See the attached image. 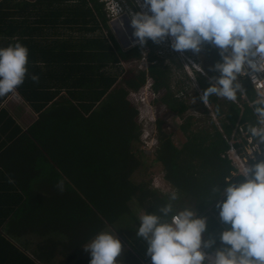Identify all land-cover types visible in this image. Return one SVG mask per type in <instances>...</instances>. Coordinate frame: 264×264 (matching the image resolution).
Here are the masks:
<instances>
[{
	"label": "trees",
	"instance_id": "obj_1",
	"mask_svg": "<svg viewBox=\"0 0 264 264\" xmlns=\"http://www.w3.org/2000/svg\"><path fill=\"white\" fill-rule=\"evenodd\" d=\"M104 4L0 0V48L17 42L28 48L29 75L16 91L37 114L23 129L0 108V264H90V253L77 251L106 228L122 242L118 264H152L147 242L128 240L117 226L126 216L140 226L137 211L158 214L169 202L174 212L190 208L207 219L203 239L216 241L212 252L224 247L220 236L231 226L218 218L221 199L212 191L217 185L223 190L228 186L224 178L232 177L223 133L229 136L238 125L255 124L254 109L239 92L237 102L211 96L210 111L222 132L216 126L195 129V116L186 115L179 128L193 133L180 146L156 119L152 161L160 164L178 199L170 201L172 192L136 182L133 175L143 164L136 149L141 125L128 92L149 77L167 110L182 117L190 106L171 85L172 65L183 71L179 59L164 62L157 44L149 39L141 47L133 35L125 43L119 37L124 47L135 44L123 49ZM201 52L211 66L205 70L210 80L219 76L211 71L218 62L215 48L206 43ZM143 57L146 68L120 67ZM33 74L38 83L31 80ZM196 74L202 91L211 86L207 77ZM243 88L250 102L256 99L249 82ZM10 95L0 97V105ZM61 180L63 192L56 187ZM241 180L232 177L233 183Z\"/></svg>",
	"mask_w": 264,
	"mask_h": 264
},
{
	"label": "clouds",
	"instance_id": "obj_2",
	"mask_svg": "<svg viewBox=\"0 0 264 264\" xmlns=\"http://www.w3.org/2000/svg\"><path fill=\"white\" fill-rule=\"evenodd\" d=\"M103 1L108 12L111 4H121L124 10L129 7L125 0ZM138 6L147 9L130 13L133 37L141 47L149 39L161 44L171 37V47L177 52L200 53L206 43L220 50L222 62L211 69L220 75L213 76L211 86L202 93L205 105L211 96L236 101L237 93L244 92L238 81L241 76L251 74L253 83L264 88V80L255 75L264 73V0H143ZM28 64L29 50L21 43L0 48V97L15 94L29 75ZM31 80L38 83L39 76L33 74ZM250 106L256 122L247 125L249 139L262 145L264 94H258ZM155 122L156 118L150 125L153 138ZM243 177L245 182L239 184L225 177L227 187L212 189L221 199L216 207L222 223L231 226L221 234L224 247L214 255L204 251L216 241L203 239L207 219L199 218L197 211L185 208L174 212L169 202L157 209L158 214L141 215L136 234L147 242L152 264H264V160L249 165ZM56 187L63 192L64 182L59 181ZM177 199L173 191L170 201ZM84 250L90 253V264H118L123 245L117 235L103 231L84 245Z\"/></svg>",
	"mask_w": 264,
	"mask_h": 264
},
{
	"label": "rangeland",
	"instance_id": "obj_3",
	"mask_svg": "<svg viewBox=\"0 0 264 264\" xmlns=\"http://www.w3.org/2000/svg\"><path fill=\"white\" fill-rule=\"evenodd\" d=\"M103 1V0H102ZM131 4H129L128 9L126 8L123 10L122 14L120 16L124 17V20L126 22L127 18H129V22L131 24V15L132 12H141V11H147V9L141 8L138 6L139 4H143V0H131ZM105 10L106 15L108 16V24L111 29V32L115 36L117 42L123 49H127L131 46L124 47L122 45V42L119 40H123L125 43V38H128L127 31L125 30H119L118 26H120L118 21V14H115V12L110 13L108 12V9H106L107 4L105 1ZM150 14V13H149ZM127 17V18H126ZM117 21L115 22L116 19ZM114 19V20H113ZM113 21V22H112ZM127 23V22H126ZM117 25V26H116ZM129 27V26H128ZM130 29V28H129ZM133 32L132 30H130ZM172 43V38L168 37L164 44L158 45L157 53L164 59V62H168L171 58L176 59V51L168 47L167 44ZM171 46V45H170ZM182 61H185L186 58L194 59L196 62L199 63L203 71L209 69L210 64L206 61V55H204L202 52L200 53H194L191 50H187L182 52V55H180ZM180 61V60H179ZM147 62V61H146ZM181 63V61H180ZM145 67V64L143 61L139 60H132V61H126L120 64V67L127 70H135ZM173 73H172V80L171 85L172 89L174 91H177L180 94V91H182V94H180L181 98L187 103H189L190 109L187 110V113L191 116H198L195 117L196 123L194 124L193 128L197 129V127L202 126L204 129H210L211 127L215 126V122H213L212 118H209L211 116L210 110L204 107L202 104L203 101L201 100V92L202 91L201 86L192 79L193 77H196V72L193 71V75L186 74L184 71L176 68V66L173 64ZM143 98L150 103V111L151 117H156V119H159L163 123V128L171 134V137L174 141V144L176 146H180L182 142H184L187 138L190 137L191 133L187 130H183L179 128V124L181 123L180 118L177 116L176 112L167 110L164 105H162L158 99L160 94H154L151 92V90L147 87H144L142 90ZM209 103V102H208ZM210 105V104H209ZM193 113V114H190ZM198 118H200V122H198ZM138 121V118H137ZM192 131V130H191ZM155 146H151V144H144L142 143L141 139L138 143H136V149L138 151L142 152V160L143 164L142 166L134 173L133 179L136 182H144L149 183V186L152 188H157L162 193H171L172 188L171 186L163 179V172L161 169V166L157 162H153V150ZM239 184V183H238ZM135 210V207H134ZM144 213L141 211H137L138 218L143 215ZM220 219V216L218 217ZM119 230L124 234V236H127L128 240H131L133 238H137L136 231H138V227L136 223L131 219V217L126 216L123 218L119 223L118 226ZM107 232H110L113 235H116V231H111L106 228ZM141 239V238H140ZM133 241V240H132ZM133 244V242H132ZM141 244H145L143 241ZM86 245V244H85ZM205 252H207L209 255H214L215 252H212L210 249H204ZM77 255H86L88 252L84 250L83 247L77 251ZM62 264H68V263H62Z\"/></svg>",
	"mask_w": 264,
	"mask_h": 264
},
{
	"label": "built area",
	"instance_id": "obj_4",
	"mask_svg": "<svg viewBox=\"0 0 264 264\" xmlns=\"http://www.w3.org/2000/svg\"><path fill=\"white\" fill-rule=\"evenodd\" d=\"M124 8H122L121 4H114L109 6V12L115 14H122ZM165 42H162L159 45L164 44ZM169 48H171V44H167ZM213 46V45H212ZM218 54V62H222V58L219 54L220 50L213 46ZM182 55V52H177L176 51V58H178L181 61V66L183 71L186 74L193 75V71L200 73L201 75L206 76L205 72L201 68L198 62H196L194 59L191 58H186L185 61H182L180 58ZM132 61V60H131ZM141 61L144 62L145 67L147 66L146 58L143 57ZM123 63V62H121ZM142 68V66H140ZM258 79L264 80V73H257L255 74ZM209 80L210 78L207 77ZM198 85L196 77L192 78ZM239 83L243 87V83L245 81L249 82L251 87L254 89L255 94H256V99L258 98V94H264V88H259L257 87L251 78V74L249 76H241L238 78ZM152 83L151 78H147L144 86L139 88L138 90H130L128 92V99L132 103V105L136 108L138 112V124L141 125V134H140V139L142 143L148 145L151 144V146H155L157 144L156 138H153L150 136V125H151V120L154 121L156 117H151V114L149 113V109L146 108V105L148 102L143 98L142 95V90L144 87L150 88ZM244 89V88H243ZM153 95L156 94L152 92ZM202 95V92H201ZM241 99L246 100L249 104L251 102L247 99L246 92L244 90L243 94H241ZM237 102V101H234ZM204 107L210 110V105L208 104H202ZM187 108V110H189ZM187 110L183 113L182 117L177 115L180 118V121L182 122L183 116L189 115L187 113ZM193 114V113H190ZM212 118L213 122H215V126L217 129L222 132V128L220 127V124L218 123L215 115L213 114L212 111L209 113ZM198 117V116H195ZM200 118H198V122H200ZM250 134L247 132V128H244L243 125H238L236 128L233 129V131L230 133V135H226L223 133V138L226 140L227 143V150L225 152V155L227 158L230 160L231 166H232V171H231V176L233 178L237 176H241L244 180L243 177V171L249 166V165H254L255 163H258L262 160H264V144L258 145L257 141L255 140H250L249 139ZM233 173H237L239 175H233ZM231 177V178H232ZM243 180H241L239 183H243Z\"/></svg>",
	"mask_w": 264,
	"mask_h": 264
},
{
	"label": "crops",
	"instance_id": "obj_5",
	"mask_svg": "<svg viewBox=\"0 0 264 264\" xmlns=\"http://www.w3.org/2000/svg\"><path fill=\"white\" fill-rule=\"evenodd\" d=\"M206 76L209 77L207 74ZM0 108L7 109L9 115L14 118L17 124H19L23 129L28 128V126H30L37 118V114H35L31 108L22 101L17 91L15 94H11L6 101H3ZM5 137L6 134L2 135V138Z\"/></svg>",
	"mask_w": 264,
	"mask_h": 264
},
{
	"label": "bare ground",
	"instance_id": "obj_6",
	"mask_svg": "<svg viewBox=\"0 0 264 264\" xmlns=\"http://www.w3.org/2000/svg\"><path fill=\"white\" fill-rule=\"evenodd\" d=\"M117 16H118V21H117V19H116L115 22L117 21V23L119 22V24H120V26H118V27H119L118 29H119V30H125V31H127V33L129 32L128 37H129V36H132V35H133V32L130 31V30H132V29H131L130 26L128 27V25L126 24V22H125V20H124V17L120 16V14H118ZM126 18H127V17H126ZM126 21H130L129 18H127ZM116 26H117V25H116ZM129 28H130V29H129Z\"/></svg>",
	"mask_w": 264,
	"mask_h": 264
},
{
	"label": "water",
	"instance_id": "obj_7",
	"mask_svg": "<svg viewBox=\"0 0 264 264\" xmlns=\"http://www.w3.org/2000/svg\"><path fill=\"white\" fill-rule=\"evenodd\" d=\"M114 19H116V18H114ZM114 19H113V20H114ZM112 22H113V21H112ZM126 22H127L126 24H127L128 26H130V27H131V24H130V22H129V21H126ZM131 29H132V31L134 32V29H133L132 27H131ZM136 44H137V43H136ZM133 45H135V44H133ZM133 45H131V46H133Z\"/></svg>",
	"mask_w": 264,
	"mask_h": 264
}]
</instances>
